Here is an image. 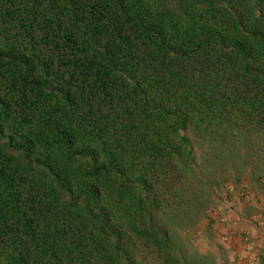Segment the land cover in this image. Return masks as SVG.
I'll list each match as a JSON object with an SVG mask.
<instances>
[{"label":"trees","instance_id":"1","mask_svg":"<svg viewBox=\"0 0 264 264\" xmlns=\"http://www.w3.org/2000/svg\"><path fill=\"white\" fill-rule=\"evenodd\" d=\"M187 132L264 176V0H0V264H186Z\"/></svg>","mask_w":264,"mask_h":264},{"label":"rangeland","instance_id":"2","mask_svg":"<svg viewBox=\"0 0 264 264\" xmlns=\"http://www.w3.org/2000/svg\"><path fill=\"white\" fill-rule=\"evenodd\" d=\"M187 136L197 178L195 213L172 212L162 224L179 258L186 264H264L263 172L243 162V146L218 159L191 132Z\"/></svg>","mask_w":264,"mask_h":264}]
</instances>
